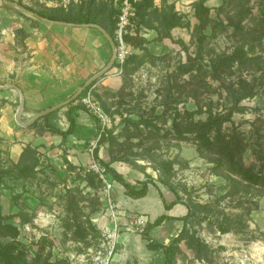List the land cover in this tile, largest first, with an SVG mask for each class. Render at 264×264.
Here are the masks:
<instances>
[{
    "label": "rangeland",
    "instance_id": "rangeland-1",
    "mask_svg": "<svg viewBox=\"0 0 264 264\" xmlns=\"http://www.w3.org/2000/svg\"><path fill=\"white\" fill-rule=\"evenodd\" d=\"M15 1L33 8L32 11L55 8L47 5V0ZM198 1L155 0L158 7L164 2L168 6L173 5L174 10L190 22L189 26L175 27L163 38L161 26L149 29L141 25L138 30V19L134 17L129 35L139 33L147 38L143 47L134 45L135 53L144 54L145 61L136 69L116 74L124 82L117 89L101 83L103 75L96 77L94 83L99 82L97 92L102 94L112 127L107 135L110 139L100 140L95 152L98 151L99 156L102 152L110 157L127 156L136 160L135 164L122 161L131 165L132 174L128 172L127 175L131 182L139 181L138 177L145 179L144 172L157 178L158 170L146 157L148 154H154L157 159L175 160L173 180L187 188L180 194L187 200L191 195L194 202L201 204L198 214L187 225L194 236L197 251L181 241L175 264H264V192L253 187L237 197L226 195L225 179L213 171V163L208 157L200 155L194 135L180 138L179 124L174 123V120L180 122L179 113L185 109L194 110L202 106L203 109L211 107L213 111H226L231 105L225 89L210 74L206 76L207 83L201 88V95H193V88L184 85L190 75L180 74L177 70L178 65L187 60V54H196L198 43L194 24L198 21L195 16V3ZM97 3L102 4V1L96 0ZM206 3L211 7L213 18L225 22L233 18L242 27L238 29L233 22L228 23L226 31L218 33L215 39L207 40L206 63L211 56L231 53L237 47H242L248 57L254 58L251 65L236 63L232 74L234 78L242 74L256 90L255 95L240 101L239 105L244 109L234 112L232 117L240 130L250 135L252 121L257 116L264 119V0H206ZM41 20L29 10L0 0V67L5 56L17 60L27 50L28 30L40 27ZM105 44L110 51L109 60L112 49L107 39ZM115 65L108 73L118 70ZM207 69L209 71L210 67ZM76 101L85 107L81 98ZM65 108L67 106L59 111ZM206 115L205 112L196 113L194 118H206ZM136 120H151L153 126L141 124L142 133L132 135L136 128L131 121ZM110 130L113 133L111 137ZM97 136L98 128L86 141L91 160L89 148ZM244 157L246 163L255 161L251 154L245 153ZM90 162L87 166L71 168L66 164V168H56L43 158L33 169V174L26 178L4 175L0 181V224L13 225L17 234L0 226V241H17L18 249L26 252L28 264H46L56 260H61V264L100 263L107 251L103 245L102 228L98 224L106 216L101 214L103 204L98 196L101 184L90 185ZM3 165L11 166V162L7 160ZM159 185L167 192L160 182ZM150 188L160 193L153 184ZM112 193L118 203L117 189L114 188ZM70 194L76 200L73 204H69ZM132 199H127V203L119 208L128 210L125 207L136 200ZM75 213H82L83 218L84 214L89 215L101 232L96 235L88 233L85 239H76V226H66V222H73ZM182 223H179L180 227ZM221 224L228 226L229 231H221Z\"/></svg>",
    "mask_w": 264,
    "mask_h": 264
},
{
    "label": "trees",
    "instance_id": "trees-1",
    "mask_svg": "<svg viewBox=\"0 0 264 264\" xmlns=\"http://www.w3.org/2000/svg\"><path fill=\"white\" fill-rule=\"evenodd\" d=\"M19 3L21 4V2ZM26 7L33 10L29 6ZM34 11L53 20H64L76 23L96 22L101 24L115 37L119 9L114 7L113 4L104 1H102V4H96V0H83L80 4L70 5L68 9L55 7L49 11ZM195 16L198 20L194 24L198 43L196 54L194 56L187 54V60L181 62L177 70L180 74L190 75V78L185 81L184 85L186 88H193V95H201V88L207 83L206 76L210 74L211 78L219 81L220 87L225 89L231 100V105L227 107L226 111H213L211 107L203 109L202 106L194 110L185 109L181 114L179 113L181 117L180 122L178 123L174 120L176 125L179 124V136L180 138H187L185 137L187 134L194 135L193 139L197 144V150L200 155L208 157L213 163V171L225 179L228 187L225 192L226 195L237 197L244 190L247 192L253 187H257L259 191L264 192V119L261 116H257L252 121L251 134L247 135L240 130L232 118L234 112L244 109V107L239 105L240 101L243 98L256 94L254 86H250L242 74H239L236 78L233 77V67L236 63H239L241 66L251 65L254 58L248 57L242 47H237L231 53H217L209 58L208 63H206L205 57L207 40L215 39L218 33L226 31L229 25L228 23L233 22L238 29H242V27L236 24L233 18H230L229 22H225L223 19L213 18L211 7L206 3V0H199L195 3ZM136 18L138 19V30H140L139 26L141 25L149 29H155L161 26V38L168 36L170 31L175 27L190 25L189 21H185L182 15L174 10L173 5L168 6L164 2L161 7H158L155 5V0L139 1L136 4ZM156 22L159 23L156 24ZM127 39L132 45L138 47H143L144 43L148 41L145 36L139 33L127 35ZM144 61V54L134 53L124 63L123 72L136 69ZM207 67H210L209 71ZM95 81H92L75 100L66 105V115L69 120V126L66 130H62L60 127L49 122L50 117L57 113L59 109L39 117L32 125L35 126L43 119L47 129L61 134L64 138L73 133L77 125L75 111L80 107H84L82 104L75 102L86 93ZM123 85L124 82L122 83ZM95 94L99 102L106 109L102 94L97 92V90ZM204 112L207 113L206 118H194L196 113ZM131 123L136 128L132 135L142 133L139 128L141 124L148 127L153 126L151 120H136L131 121ZM111 136H113L112 130H110ZM109 139V136H103L101 140L106 141ZM245 153L251 154L255 158V161L246 163ZM95 157L105 166L108 175L113 180L122 184L125 195L134 199L145 197L149 192L150 184H153L160 191L166 209L173 208L177 203L186 205L187 211L185 214L180 216L166 213L159 214L153 221L146 223L141 231L142 236L147 240L149 248L163 250L164 261L162 264H175L176 254L180 250L179 243L181 241H185L189 247L197 251L194 236L189 232L187 225L198 214L201 204L194 202L191 195H189L190 200H187L180 194L181 190L187 191V188L186 186L178 185V183L176 184L173 180L174 164L176 163L174 159H157L154 154H148L146 157L151 159L155 169L158 170L157 178H154L149 172H144L145 179L131 182L111 164L116 160L135 164L136 160H131L125 156L120 158L111 157L109 161H106L98 155V151H96ZM4 162L0 156V181L6 174L26 178L30 174H33V169L40 164V159L36 147L28 145L25 147L17 162L11 161V166L8 167L3 165ZM66 163L69 167L75 168L69 160H66ZM88 175L90 185L97 186L101 184V178L96 172L90 169L88 170ZM159 182L166 190L173 193L174 198L170 202L165 200ZM70 198L69 204H73L76 201L74 195L70 194ZM69 210H73V208ZM84 217L82 213H75L73 222H66L67 228L76 226L75 233L77 235L76 239L78 240L85 239L88 233L94 232L96 235V233L101 232L93 224L89 215L84 214ZM167 219H179L183 222L182 226L179 228L177 234H174L168 242L158 241L150 235L149 231L151 228L161 225ZM0 226L7 228L8 231H12L15 235L17 234V229L11 224H0ZM229 229L224 224L220 225V230L223 232H227ZM18 245L19 243L17 241L12 243H2L0 241V262L3 264H28L25 260L26 252L19 250ZM36 260H39V258ZM61 263V260H56L51 263L46 262V264ZM29 264H33V262Z\"/></svg>",
    "mask_w": 264,
    "mask_h": 264
},
{
    "label": "crops",
    "instance_id": "crops-1",
    "mask_svg": "<svg viewBox=\"0 0 264 264\" xmlns=\"http://www.w3.org/2000/svg\"><path fill=\"white\" fill-rule=\"evenodd\" d=\"M47 5L56 7L54 0H47ZM41 22L40 27L28 30L30 34L25 41L27 50L17 60L5 56L4 64L0 67V85L16 84L24 93L25 108L21 115L23 121L73 94L90 76L105 66L110 52L105 44L106 37L98 28L70 26L47 20ZM101 80V83L113 89L122 84L121 79L113 73L104 74ZM19 102L18 90L0 89V156L3 161L17 162L25 147L30 145L36 147L39 159H48L56 168H66V160L75 167L89 164L91 159L86 141L94 135L98 124L85 107L75 111L76 129L64 138L47 129L43 119L35 126L32 125L33 122L28 125L20 124L16 118ZM66 110L67 108L55 113L49 122L66 130L69 126ZM100 157L106 161L111 159L109 154L102 152ZM111 165L126 178L128 172H132L131 165L126 162L116 160ZM138 180L142 178L138 177ZM114 184L120 198L118 206L127 203V199L133 200L124 194L121 183L114 180ZM162 192L167 202L174 198L169 190L165 192L162 189ZM125 208L128 210L120 209L121 231L119 229L111 264H162L163 250L149 248L141 229L159 214H185L186 205L177 203L173 208L166 209L161 194L149 188L145 197L134 200ZM180 222L179 219H167L161 225L151 228L149 233L158 241L168 242L172 235L177 234ZM112 224L110 218L103 217L98 225L103 228Z\"/></svg>",
    "mask_w": 264,
    "mask_h": 264
},
{
    "label": "built area",
    "instance_id": "built-area-1",
    "mask_svg": "<svg viewBox=\"0 0 264 264\" xmlns=\"http://www.w3.org/2000/svg\"><path fill=\"white\" fill-rule=\"evenodd\" d=\"M83 0H54L56 7H63L68 9L70 5L80 4ZM119 9L117 16V25L115 29V42H116V58L115 68L118 70L113 72V75L120 74L123 71V65L127 58L136 52V48L128 39L129 28L133 26V20L136 15V4L141 0H101ZM109 72V71H108ZM105 73V74H108ZM98 82L92 84L86 93L81 97V101L97 119L98 121V136L92 141L89 151L92 160L89 169L96 172L101 178V186L98 190V196L102 202L101 214L110 218L112 221L111 226H103L102 234L104 236L103 245L107 251L106 256L101 259L98 264H111L116 243L119 237V225L121 210L118 203L113 196L115 188L114 180L108 175L106 168L95 157V149L103 136H107L109 129L112 127V119L107 110L99 102L95 91L97 90ZM143 228L141 229V231Z\"/></svg>",
    "mask_w": 264,
    "mask_h": 264
},
{
    "label": "water",
    "instance_id": "water-1",
    "mask_svg": "<svg viewBox=\"0 0 264 264\" xmlns=\"http://www.w3.org/2000/svg\"><path fill=\"white\" fill-rule=\"evenodd\" d=\"M4 1L13 5V6L20 7V8L25 9V10H29L34 15L38 16L42 20H47L50 22L64 24V25H70V26H73V25L74 26H91V27L98 28L104 34L106 39L109 41V44H110L111 49H112L111 57L109 58L108 62L105 64V66L102 67L101 69H99L97 72H95L92 76H90L73 94H71L69 97H67L66 99H64L60 102H57L53 105H50L46 108H43V109L37 111L26 121H23L21 119V115L24 112V108H25V98H24V93L22 92V90L16 84L0 85V89L12 88V89L18 90V92L20 93V102H19L17 115H16L17 121L20 124H22V125L31 124L32 122L37 120L39 117H42V116H44L50 112H53L55 110H58L64 106H66L71 101L75 100L86 89V87L92 81H94L96 79V77L104 75L115 65V58H116V42H115V39L109 33V31L107 29H105L101 24L96 23V22H79V23H76V22H70V21H64V20H53V19H50L48 17H45V16L35 12V11L28 9L26 6L20 4L19 2L15 1V0H4Z\"/></svg>",
    "mask_w": 264,
    "mask_h": 264
}]
</instances>
